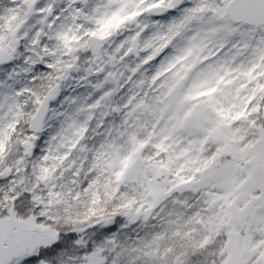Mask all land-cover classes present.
<instances>
[{
    "label": "snow or ice",
    "instance_id": "obj_1",
    "mask_svg": "<svg viewBox=\"0 0 264 264\" xmlns=\"http://www.w3.org/2000/svg\"><path fill=\"white\" fill-rule=\"evenodd\" d=\"M0 264H264V0H0Z\"/></svg>",
    "mask_w": 264,
    "mask_h": 264
}]
</instances>
